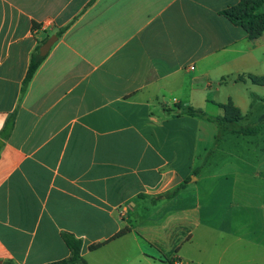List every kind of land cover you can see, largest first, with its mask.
Returning a JSON list of instances; mask_svg holds the SVG:
<instances>
[{"label":"crops","instance_id":"0c3cea01","mask_svg":"<svg viewBox=\"0 0 264 264\" xmlns=\"http://www.w3.org/2000/svg\"><path fill=\"white\" fill-rule=\"evenodd\" d=\"M241 1L0 0V264H264V126L186 112L264 101Z\"/></svg>","mask_w":264,"mask_h":264},{"label":"trees","instance_id":"16d2710c","mask_svg":"<svg viewBox=\"0 0 264 264\" xmlns=\"http://www.w3.org/2000/svg\"><path fill=\"white\" fill-rule=\"evenodd\" d=\"M225 15L232 23L243 28L248 33L250 39H256L264 34V0H242L238 6L226 11ZM45 59L46 58L40 57L39 51L32 55L29 71L23 85V92L26 91L27 86ZM224 110L225 115L223 117H210L201 110H197L192 107L186 108L187 113L193 116L203 117L218 126L219 136L217 137V141H221L224 136L231 133L247 137L256 136L259 133L261 125L264 124L263 121L257 125L242 127L239 125V121L243 118V116L235 108L232 106H225ZM13 127L14 118H11L6 123L4 130L1 132L0 138L8 139L12 133ZM125 232L126 231L119 234V236ZM63 239L69 248L71 255L65 260L54 262L52 264H88L82 256V242L71 234H64ZM99 247L100 245L92 246L90 249L93 251Z\"/></svg>","mask_w":264,"mask_h":264},{"label":"water","instance_id":"95a60500","mask_svg":"<svg viewBox=\"0 0 264 264\" xmlns=\"http://www.w3.org/2000/svg\"><path fill=\"white\" fill-rule=\"evenodd\" d=\"M57 41V37H51L41 48H40V57L45 58L55 42ZM264 121V101H260L255 104L249 114L244 116L240 121L239 125L242 127H247L249 125H257Z\"/></svg>","mask_w":264,"mask_h":264},{"label":"built area","instance_id":"2783aa9c","mask_svg":"<svg viewBox=\"0 0 264 264\" xmlns=\"http://www.w3.org/2000/svg\"><path fill=\"white\" fill-rule=\"evenodd\" d=\"M191 70H194V68L192 67V68H190ZM176 101V100H175ZM177 264H182L181 262H178Z\"/></svg>","mask_w":264,"mask_h":264},{"label":"rangeland","instance_id":"374dc122","mask_svg":"<svg viewBox=\"0 0 264 264\" xmlns=\"http://www.w3.org/2000/svg\"><path fill=\"white\" fill-rule=\"evenodd\" d=\"M262 126H264V125H263V124L261 125V127L259 128V132H261V128H262ZM221 141H222V140H221ZM221 141H220V142H221Z\"/></svg>","mask_w":264,"mask_h":264}]
</instances>
